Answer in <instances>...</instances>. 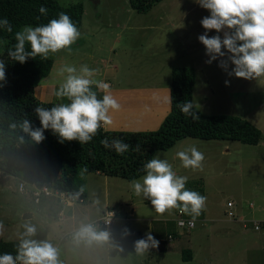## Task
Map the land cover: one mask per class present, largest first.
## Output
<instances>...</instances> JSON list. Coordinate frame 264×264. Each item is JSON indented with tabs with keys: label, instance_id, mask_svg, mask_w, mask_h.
Listing matches in <instances>:
<instances>
[{
	"label": "rangeland",
	"instance_id": "1",
	"mask_svg": "<svg viewBox=\"0 0 264 264\" xmlns=\"http://www.w3.org/2000/svg\"><path fill=\"white\" fill-rule=\"evenodd\" d=\"M79 1L84 5L79 29L81 35L71 45L70 53L61 50L49 56L53 65L50 73L36 87L37 97L44 102L52 101L55 105L63 103V98L56 97L55 92L64 81L65 77L58 73L65 65L75 66L78 70L82 65L99 69L93 78L108 83L112 95L114 90L131 91L159 85L167 87L173 67H194L193 104L203 113L234 114L246 119L260 130L261 139L257 144H245L237 140L185 137L167 149L155 151L152 158L158 156L166 159L178 176L188 178L186 189L207 198L205 208L197 218L213 216L223 219L222 223L228 225L225 220L230 217L225 214V210L231 209L236 212L237 218L233 223L239 231L245 232L244 237L250 238V243L259 238L261 232L253 229L251 223L244 230L237 215L249 217L253 213L258 220L264 211V78L247 80L229 75L234 67L230 61L227 70L219 66L220 60H227L230 55L226 49H222L226 53L225 57L210 64L206 62L209 56L198 37L206 31L201 20L210 16V12L196 0H162L145 12L133 10L128 0H59L62 5ZM225 31L228 29L220 33L211 30L208 35L219 34L223 39ZM6 52V41L0 39V57ZM130 94L121 93L117 95L118 98L115 97L118 102L131 100V103H139L137 94ZM153 96H149L150 99ZM151 105L148 103L141 111H149ZM129 111L132 112L131 108H127L125 113L129 114ZM117 113L113 114L117 116ZM123 126L124 129L119 130L129 131L128 128L135 127ZM191 146L204 154L202 170L181 166L176 153ZM144 175L146 173L135 179L139 180ZM19 181L25 182L26 192L18 190ZM131 181L101 172H80L74 190L83 201H74L73 215L68 216L69 207L54 197H48L46 203L42 202L44 197L34 203L31 190L27 189L32 181L26 171L21 170L16 175L3 173L0 177V224L3 225L0 239L19 240L24 231L23 225L32 224L37 229L33 239L51 242L58 249L59 264L259 263V251L255 254L249 252L245 259L240 256L243 247L233 237L235 233L230 236L224 231L213 232L216 222L214 224L196 218L193 228L179 229L173 221L166 223L165 219H159L154 223H159L162 229L152 235L150 220L158 215L150 200L134 194ZM228 200L234 203V207H227ZM62 207L64 212L58 219L56 213ZM106 211H112L117 217L105 232L107 239L91 243L77 241L75 233L81 225L102 217ZM25 213H32V216L25 218ZM176 216L177 210H173L171 215L165 213L158 218L173 219ZM202 223H207V226L211 224L212 227L210 238L204 242L207 254L204 252L202 255H206L200 258L195 252L193 259L182 260L181 247L191 240L197 242V229L203 231L208 228ZM168 229L180 232L176 240L167 239ZM146 233H150L159 244L156 248L150 245L141 251L137 242L141 236L146 238ZM192 233L194 236L190 239ZM161 239L170 243L166 251L161 250ZM258 243L260 245V240ZM118 247L121 249L115 251ZM249 249L252 251L251 247Z\"/></svg>",
	"mask_w": 264,
	"mask_h": 264
},
{
	"label": "clouds",
	"instance_id": "2",
	"mask_svg": "<svg viewBox=\"0 0 264 264\" xmlns=\"http://www.w3.org/2000/svg\"><path fill=\"white\" fill-rule=\"evenodd\" d=\"M199 5L210 12V16L201 20L202 27L206 30L198 37L205 46L206 55L209 56L207 63H212L218 58L219 66L225 70L230 61L234 67L229 75L247 80L264 78V0H196ZM43 6L39 8L41 15L47 14ZM39 19V17H37ZM0 27L12 32V26L7 19L0 20ZM225 31L223 39L219 34L209 37L208 31L215 30L220 33ZM81 33L77 26L66 13H59L58 19H51L41 26H24L15 33V45L8 50L7 55L21 64L29 58L40 57L47 60L61 50L71 52L73 45ZM26 44L30 45V51L26 50ZM99 69H90L82 65L79 70L75 66L65 65L59 69V75L64 76L55 96L66 98L68 103H60L50 108L37 106L34 112L38 117L41 127L34 130L30 128V122L25 121L24 130L30 131L31 136L42 142L46 137L45 130H51L59 137L61 143L65 141H79L81 145L90 142L101 127L111 126L113 119L111 113L119 111L121 104L110 93V85L93 77L99 73ZM65 74H67L65 76ZM0 82H6V65L0 60ZM227 84V81H226ZM95 85L98 90L105 94L98 99L96 91L92 90ZM2 86V85H0ZM168 102L171 103L169 96ZM185 116L194 120L200 119V115L193 111L191 101L178 104ZM106 149H114L118 155H123L131 147L121 139H108L100 141ZM177 157L181 166L185 169H203L204 154L195 146L178 151ZM143 170L146 175L139 180L130 182L131 188L137 197L148 199L158 215L172 214L178 210L182 215L191 216L188 221L190 227L195 226L196 218L205 208L206 197L196 191L186 189V176H178L173 171L172 165L158 156L149 160ZM84 171H87L85 167ZM24 231L20 234L16 255L4 253L0 255V264H59L58 249L48 240L33 239L36 235V227L25 223ZM3 225L0 224V230ZM137 242L139 250L148 249L149 246L156 248L159 242L150 234ZM77 241L91 243L104 241L107 233L97 232L93 225H81L75 233Z\"/></svg>",
	"mask_w": 264,
	"mask_h": 264
},
{
	"label": "trees",
	"instance_id": "3",
	"mask_svg": "<svg viewBox=\"0 0 264 264\" xmlns=\"http://www.w3.org/2000/svg\"><path fill=\"white\" fill-rule=\"evenodd\" d=\"M160 1L128 0V3L133 10L145 12ZM41 6L48 10L46 15L40 14ZM61 12L69 15L80 29L84 13V5L80 1L62 5L59 0H0V20L7 19L12 26V32L0 27V39L5 40L7 46V52L0 57L6 65V82H0V170L5 174L16 175L24 170L30 181L36 184L51 181L54 187L75 193L74 185L80 172H101L133 180L146 173L143 166L152 159L155 151L167 149L185 137L237 140L245 144H257L261 139L260 130L238 115L207 114L193 104V111L200 115V119L185 116L178 104L192 102L195 69L192 66H175L169 85L170 109L157 129L122 131L101 127L97 135L83 145L75 140L61 143L51 130H45L46 138L37 142L30 131L24 130V123L29 121L33 130L41 127L34 108L55 106L52 101H41L35 93L40 80L50 73L53 60L51 57L47 60L36 57L21 64L7 53L15 45V33L22 26L45 25L51 19H58ZM25 47L30 51V45ZM92 90L96 91L98 99H102L103 91L95 85ZM68 102L63 98V103ZM103 139L109 142L121 139L131 147L123 155H118L114 149L103 147L100 143ZM85 167L87 171H84ZM176 217L166 219V223L173 221L176 224ZM166 234L172 235L173 239L177 231L168 229ZM160 241L163 244L166 239ZM18 243L19 240L0 239V255L10 253L15 256ZM119 249L121 247L115 251ZM181 258L190 260V250H182Z\"/></svg>",
	"mask_w": 264,
	"mask_h": 264
},
{
	"label": "crops",
	"instance_id": "4",
	"mask_svg": "<svg viewBox=\"0 0 264 264\" xmlns=\"http://www.w3.org/2000/svg\"><path fill=\"white\" fill-rule=\"evenodd\" d=\"M228 32H229V29H228ZM121 93H126V94L132 93V94H130V96L137 94L139 103H131V100H123V98H121L123 101L119 102L121 104L120 111H117L119 113H117V116H115L113 114L116 111H113L111 113L114 125L112 124L111 126H107V129H111V130L124 129V128H122V127H124L123 125H125V127L135 125V127H133V128H128V129L133 130V131L134 130L157 129L159 127V125L161 124L163 118L165 117V115L168 113V111L170 109V103L168 102V98L170 96L169 86L162 87L159 85V86H149V87H145V88L141 87L140 89H132L131 91H129V89L114 90L113 96L115 97ZM153 95H156V96H153ZM149 96L150 97L153 96V98L150 99ZM121 97H122V95H121ZM117 98H118V96H117ZM58 101H60V100H58ZM148 103L153 104L154 106L151 105V107H149L150 108L149 111H143L142 112L141 108L143 109V106L147 107ZM122 108H124L123 111H122ZM127 108H131L132 112L129 111V114H126L125 111L127 110ZM47 198L48 197H44L42 202L45 201V203H46ZM233 205H234V203H233ZM68 207H69V210L67 211V215L72 216L73 215V208H72L73 205L68 206ZM252 207H253V205H252ZM227 210H229V209H227ZM227 210H225V214H226ZM69 211H71V214H69ZM63 212H64V210L62 207L56 213L58 219L61 218V215L63 214ZM233 213H234L235 217L233 216V217H230L231 219L229 218V219L225 220V222L228 223V225L227 224L224 225L222 223L223 219L220 220L219 218H214L213 216L212 217H205L203 215L197 219H199L200 221H206V222L210 221L211 223H214V224L216 222V228H214L213 232L214 231H218V232L224 231L226 234H228L230 236L235 233L233 237L235 239H237V241L239 240V242H241L240 243L241 247H243L241 250L240 256L245 259L246 255L249 254V252H251V254H255L256 251H259L260 260H259L258 264H264V255L261 253V252L264 253V211H263V213H260L261 215L258 218V220L253 213L249 217L246 215H242V214L237 215L238 221H240L242 223V227L244 228V230L248 227L249 223L252 224L253 220L261 221L262 227L258 230L261 232L260 235L258 236L259 238L253 240L251 243H250V238H248L246 236L244 237L245 232L239 231L238 227L236 225H234L233 222H235L237 220V218H236V212H233ZM26 214L27 213H25L24 215H26ZM31 216H32V213H31ZM187 217L191 218V216H187ZM159 219H163L161 221H164V219L166 220V218H158V217L152 218L150 220L149 226H151L152 235H153V233H157L158 230L162 229V226L159 223H154ZM233 219H235V220H233ZM230 222H232V223H230ZM206 224L202 223L203 226H205ZM207 227L208 228L203 229V231L202 230L199 231V229H197V242H193L191 240V241H188L186 246L181 247V251L184 249L190 250V254H191L190 260L194 258L195 252H197V255L201 256L200 258L204 257L207 254L205 252L206 250L204 247L205 246L204 242H206L207 239L210 238V236H211L210 230L212 229L211 224H209V226H207ZM237 231H239V232H237ZM204 233H207V235H205ZM237 233H239V234H237ZM179 234H180V232L177 231V235L173 238V240H176ZM193 234L194 233L191 234L190 239L193 238V236H194ZM143 237L144 236H141L140 239H142ZM259 240H260V245L258 243ZM166 243H167L166 241L163 244L161 243L163 245V248H162V249H164L163 251H166L169 248L170 243H167V244ZM250 247L252 248L251 249L252 251H250V249H249ZM259 247H260V249H259ZM204 252L206 254L202 255ZM203 262H204V260H203Z\"/></svg>",
	"mask_w": 264,
	"mask_h": 264
},
{
	"label": "built area",
	"instance_id": "5",
	"mask_svg": "<svg viewBox=\"0 0 264 264\" xmlns=\"http://www.w3.org/2000/svg\"><path fill=\"white\" fill-rule=\"evenodd\" d=\"M4 172L0 170V177L2 176ZM25 182L19 181L18 182V190L19 191H25ZM28 190H31V196L34 201V203H38L42 197H54L58 202L61 204L65 203L67 206H72L74 201L82 202L83 199L79 196H77L75 193L67 192L64 190H61L60 188L54 187L53 183L51 181H44L42 183L36 184L34 182H31V186L27 188ZM227 207H232L233 202L231 200H228L226 203ZM226 215L229 217H233L234 213L232 210H227ZM116 215L112 211H106L102 217L89 222L88 224L93 225L96 231L101 230L104 232H107L110 226L114 223L116 220ZM192 218L185 217L178 211V216L175 219V223L179 228H193L190 227L188 224V221ZM252 226L255 230H259L261 228V221L253 220ZM168 240L172 239V235L167 236Z\"/></svg>",
	"mask_w": 264,
	"mask_h": 264
},
{
	"label": "water",
	"instance_id": "6",
	"mask_svg": "<svg viewBox=\"0 0 264 264\" xmlns=\"http://www.w3.org/2000/svg\"><path fill=\"white\" fill-rule=\"evenodd\" d=\"M69 214H71V211H69ZM31 216V213H27L26 215H24L25 218H28Z\"/></svg>",
	"mask_w": 264,
	"mask_h": 264
}]
</instances>
